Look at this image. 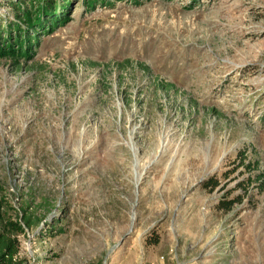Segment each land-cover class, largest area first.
Here are the masks:
<instances>
[{
	"label": "rangeland",
	"instance_id": "374dc122",
	"mask_svg": "<svg viewBox=\"0 0 264 264\" xmlns=\"http://www.w3.org/2000/svg\"><path fill=\"white\" fill-rule=\"evenodd\" d=\"M69 1L0 57L17 263L264 264V0Z\"/></svg>",
	"mask_w": 264,
	"mask_h": 264
},
{
	"label": "trees",
	"instance_id": "16d2710c",
	"mask_svg": "<svg viewBox=\"0 0 264 264\" xmlns=\"http://www.w3.org/2000/svg\"><path fill=\"white\" fill-rule=\"evenodd\" d=\"M97 0H83L85 7L93 6ZM71 1L69 0H40L33 3L28 0H15L12 3V19L4 26L0 25V57L7 56L17 59L27 56L31 52V35L44 31L48 24L55 25V21L67 20L70 14ZM69 6L67 12L64 10ZM63 9V14L58 13ZM66 16V17H65ZM25 25V26H24ZM24 27V28H23ZM50 29V27H48ZM129 62V61H126ZM22 232L19 225L4 220L0 214V264H18L16 261L20 250L17 236Z\"/></svg>",
	"mask_w": 264,
	"mask_h": 264
},
{
	"label": "built area",
	"instance_id": "2783aa9c",
	"mask_svg": "<svg viewBox=\"0 0 264 264\" xmlns=\"http://www.w3.org/2000/svg\"><path fill=\"white\" fill-rule=\"evenodd\" d=\"M165 263V259L163 256H159L157 259H155L154 261H151L150 264H164Z\"/></svg>",
	"mask_w": 264,
	"mask_h": 264
}]
</instances>
